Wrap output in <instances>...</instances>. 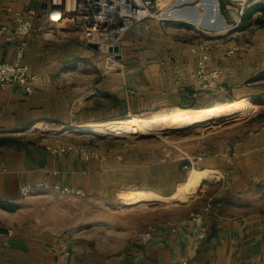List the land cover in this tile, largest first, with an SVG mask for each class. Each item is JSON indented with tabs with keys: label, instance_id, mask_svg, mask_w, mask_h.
Wrapping results in <instances>:
<instances>
[{
	"label": "crops",
	"instance_id": "crops-1",
	"mask_svg": "<svg viewBox=\"0 0 264 264\" xmlns=\"http://www.w3.org/2000/svg\"><path fill=\"white\" fill-rule=\"evenodd\" d=\"M207 1L206 6L200 0H154L156 10L174 11V16L148 20L129 32L118 69L105 72L98 66V51L81 42L72 27L44 17L48 0H0V64L16 59L21 42L14 38V14H42L24 57L35 78L33 94L0 91V138L13 140L0 148V264H264V212L230 216L211 204L197 210L191 205L185 219L145 229L123 251L109 255L78 236L42 227L24 210L30 198L21 196L26 185L58 186L82 193L72 197L98 201L135 191L170 197L190 167L215 173L216 183H227L238 195L264 188V122L249 125L221 151L193 161L136 156L129 162L105 155L85 161L75 152L51 151L63 144L22 143L14 137L41 128L78 133L83 125L112 122L127 100L134 110L186 108L183 104L193 100L198 62L191 49L205 21L211 27L203 33L212 44L209 69L223 70L228 87L246 95L241 100L249 102L247 107H263L264 80L258 78L264 79V14L254 15L264 0H246L251 20H259L247 28L231 0ZM235 34H244L245 41L230 40ZM234 48L239 51L229 57Z\"/></svg>",
	"mask_w": 264,
	"mask_h": 264
},
{
	"label": "rangeland",
	"instance_id": "rangeland-1",
	"mask_svg": "<svg viewBox=\"0 0 264 264\" xmlns=\"http://www.w3.org/2000/svg\"><path fill=\"white\" fill-rule=\"evenodd\" d=\"M200 2L207 6V0ZM192 5L193 2H189V6ZM169 12H173L171 16H174V11ZM209 14L210 12H207L206 15ZM199 27L200 35L194 36L198 39L196 45L209 43L203 33H207L211 27L207 26L206 21L204 26L199 25ZM244 37V34H235L229 39H239L243 43ZM225 38L228 40V36ZM112 62L114 60H109L103 55L98 56V66L105 72L118 69L113 67L115 65L112 66ZM228 81L225 73L216 80L202 78L196 68L193 100L183 104L187 105L186 108L180 104L175 107L134 110L127 100L126 107L120 111L121 113L114 114L109 119L112 121L128 118L156 120L180 111L196 112L203 109L202 106L209 108L216 104L235 105L232 114L210 119L201 124L193 126L170 124L149 132L84 133L79 131V127L78 133H61L41 128L36 131L18 132L14 137L22 143L73 145L112 158L122 157L129 162L134 161L136 156L150 161L169 158L193 161L221 151L227 145L236 142L249 125L258 127L264 122V106L258 109L247 107L249 102L241 100L246 95L229 88ZM252 115L256 118L250 120ZM193 170L203 171L197 167L186 169L179 178L182 184L189 181ZM203 172L206 173L202 183L204 186H201L199 193L193 198L183 202L176 203L170 200L177 192L170 197L160 195L167 199L165 201L151 203L141 201V203L138 200L147 192L124 193L117 199L98 201L75 198L60 191L44 190L34 193L25 203L24 210L27 213L26 218L38 221L42 227L78 236L79 240L93 243L99 251L109 255L123 251L145 229L185 219L192 210L188 208L191 205L197 210L211 204L230 216L264 212V188L254 189L246 195H238L231 191L227 183H216L215 173L207 170Z\"/></svg>",
	"mask_w": 264,
	"mask_h": 264
},
{
	"label": "built area",
	"instance_id": "built-area-1",
	"mask_svg": "<svg viewBox=\"0 0 264 264\" xmlns=\"http://www.w3.org/2000/svg\"><path fill=\"white\" fill-rule=\"evenodd\" d=\"M231 2L236 6L239 17L244 18L248 11V2L246 0H231ZM43 15L53 25L64 23L72 27L79 35L80 41L86 45H97L99 55L114 60L112 66L117 64L118 60H116L115 54L109 53V48H120L125 36L148 20L164 18L162 16L163 10L155 9L154 0H48ZM39 16L42 14L37 11L16 12L14 14V38L20 39L21 42L16 50V59L13 62L0 64V91L17 88L27 96L33 94L35 78L31 75L29 65L24 63V57L28 47L27 39L36 28ZM262 16L263 13L261 12L254 15L255 18ZM211 51V43L195 45L191 49L193 54L198 55L199 76L216 80L223 75V70L209 69L208 62ZM238 51V48L231 49L227 55L232 57ZM51 151L59 156L75 152L85 161L105 157L102 154L73 145L57 146ZM44 190L82 196L80 191L61 189L58 186L49 187L48 185L38 188L26 185L21 190V196L22 198H29L34 193ZM70 256L69 252L64 254L65 258Z\"/></svg>",
	"mask_w": 264,
	"mask_h": 264
},
{
	"label": "bare ground",
	"instance_id": "bare-ground-1",
	"mask_svg": "<svg viewBox=\"0 0 264 264\" xmlns=\"http://www.w3.org/2000/svg\"><path fill=\"white\" fill-rule=\"evenodd\" d=\"M173 12L167 10L163 11V17H170ZM117 67V64H114ZM235 111V105H223L216 104L212 107L197 110L196 112L180 111L169 116H162L156 120H141L137 118H128L121 121H112L106 123H95L91 125H85L80 127L79 131L88 133H101L105 131L119 132V131H132V132H149L159 127L179 124L185 126H193L201 124L207 120L214 119L220 116L232 114ZM168 115V114H167ZM206 173L203 171L193 170L189 181L186 184H182L178 187V191L170 200L173 202H183L193 198L197 193H199L202 186L203 180L205 179ZM165 201L158 195L152 193H146L140 198L139 202H158ZM141 202V203H142ZM167 202V201H166ZM169 202V201H168Z\"/></svg>",
	"mask_w": 264,
	"mask_h": 264
},
{
	"label": "trees",
	"instance_id": "trees-1",
	"mask_svg": "<svg viewBox=\"0 0 264 264\" xmlns=\"http://www.w3.org/2000/svg\"><path fill=\"white\" fill-rule=\"evenodd\" d=\"M209 1H210L209 3H211V0H209ZM259 12L264 14V8H261V10ZM251 18H252L251 13H247L246 16L244 18H242V24L245 28H247L248 26H250V24H253L254 22L259 24L258 19H256L255 21H252ZM258 80L262 81L264 79H263V77H259ZM12 142H13L12 139L0 138V148L3 146H6L8 143H12Z\"/></svg>",
	"mask_w": 264,
	"mask_h": 264
},
{
	"label": "water",
	"instance_id": "water-1",
	"mask_svg": "<svg viewBox=\"0 0 264 264\" xmlns=\"http://www.w3.org/2000/svg\"><path fill=\"white\" fill-rule=\"evenodd\" d=\"M88 47H89L90 49L94 50V51H98V46L95 45V44H89ZM109 53H111V54H115V55H116L115 58H116V60H118V61L122 59V57H121V55H120V48H119V47L109 48ZM203 186H204V185H203ZM203 186H202V187H203Z\"/></svg>",
	"mask_w": 264,
	"mask_h": 264
}]
</instances>
